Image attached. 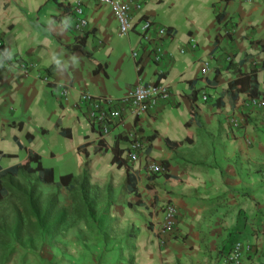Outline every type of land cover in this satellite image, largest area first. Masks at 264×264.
I'll return each instance as SVG.
<instances>
[{
    "label": "crops",
    "instance_id": "obj_1",
    "mask_svg": "<svg viewBox=\"0 0 264 264\" xmlns=\"http://www.w3.org/2000/svg\"><path fill=\"white\" fill-rule=\"evenodd\" d=\"M122 1L131 4L133 26L125 36L108 6L92 0H0V42L11 65L0 70V168L32 152L54 180L84 172L98 188L124 186L137 211L125 212L119 239L108 233L105 246L94 239L85 245L92 236L77 223L47 248L33 250L23 237L0 264H223L235 242L251 246L239 264H264V111L248 104L250 97L264 100V0ZM74 2L87 20L82 35L71 25ZM143 20L153 26L147 46L138 43ZM79 38L89 56L69 50ZM153 42L163 50L158 64L148 50ZM20 60L34 68L17 71ZM205 60L210 71L202 76ZM42 72L49 82L37 77ZM137 77L163 82L169 97L146 113H124L105 136L74 106L82 92L122 97ZM54 85L68 87L67 96L59 99ZM132 135L150 140L128 165ZM115 152L120 166L112 162ZM152 162L164 173L149 175L145 163ZM166 202L177 216L172 232L161 236Z\"/></svg>",
    "mask_w": 264,
    "mask_h": 264
},
{
    "label": "built area",
    "instance_id": "obj_2",
    "mask_svg": "<svg viewBox=\"0 0 264 264\" xmlns=\"http://www.w3.org/2000/svg\"><path fill=\"white\" fill-rule=\"evenodd\" d=\"M95 4L106 5L111 10L117 23V32L119 36H125L132 29L130 7L131 4L122 0H92ZM72 14V29L78 35H82L87 30V20L83 16L82 6L79 2H74L71 6ZM153 29V26L148 20H143L138 33V43L142 46L149 44V33ZM162 35L166 34L164 28H158V31ZM168 33V32H167ZM149 54L153 63L158 64L161 61L163 50L159 43L153 42L149 47ZM181 53V51H180ZM130 56L133 59L137 58L135 51L130 52ZM3 65L11 66L7 62L6 55L3 50V45L0 42V70ZM139 64H137L138 66ZM15 69L22 73H28L34 68L33 63L28 61H18L15 64ZM210 71L209 62L207 60L202 61L200 67V73L202 76H206ZM157 74H162V70H157ZM37 77L43 82H49V75L46 72H42ZM54 92L58 98H64L68 94V87L61 85H54ZM169 97V88L163 82L155 83H143L141 79L137 77L136 83L131 86L126 93L117 99L99 98L88 92H82L79 94L74 106L79 109L85 115L87 121L95 129V131L105 136L109 134L113 124L121 122L124 113H128L133 116L146 113L150 108L158 104L159 102L166 101ZM198 97L202 100H206V95L199 92ZM248 104L264 111V100L257 98H249ZM232 126L237 127V124L233 121ZM147 141L140 137L131 136L126 151L125 161L128 165H132L137 162L140 156L143 155ZM146 172L149 175H160L164 173L165 168L158 163H147ZM177 209L170 203H164L161 209V219L158 223L157 233L161 236L167 235L172 232L176 221ZM163 241H160L162 244ZM250 245L247 243L235 242L230 246L229 251L222 256L223 264H239L242 252H247L250 249Z\"/></svg>",
    "mask_w": 264,
    "mask_h": 264
},
{
    "label": "trees",
    "instance_id": "obj_3",
    "mask_svg": "<svg viewBox=\"0 0 264 264\" xmlns=\"http://www.w3.org/2000/svg\"><path fill=\"white\" fill-rule=\"evenodd\" d=\"M69 50L80 51L83 55L89 56L83 49L82 38L77 39L76 43L69 47ZM138 62H136V66L139 64ZM137 72H140V65L137 66ZM254 90L255 88L252 87L250 93L254 92ZM145 139L150 140V137ZM147 148L148 144L145 146L144 153H146ZM117 156H119V152H115L112 162L120 166L121 163L116 162ZM23 173L26 175L35 174L36 176L34 178L36 183L45 185L55 184L58 187H62L69 194L73 204L75 203L74 214L77 219L84 218L83 210L86 207L84 201L88 194L90 193L92 195L90 198V201H92L96 198V192L99 190L97 186L88 183L84 172L78 177L66 174L54 180L52 170L50 168H43L39 163L38 157L32 152H27L26 158L20 163L6 169L0 168V202L3 198H14L18 202V207L10 204L8 208L12 228L16 235L23 232L24 229H30L32 231H42L49 238H52L58 233L59 228L66 220V211L63 208H55V194H48L44 199H41L36 193L34 182L28 184V187L23 188V191L12 186L10 179L20 177ZM134 181V178L130 174H126L125 183L128 190L136 196ZM141 204L140 200L134 202L135 206ZM128 205L130 207L132 206V204ZM89 208L87 207V211H90ZM1 218L6 217L1 216Z\"/></svg>",
    "mask_w": 264,
    "mask_h": 264
},
{
    "label": "rangeland",
    "instance_id": "obj_4",
    "mask_svg": "<svg viewBox=\"0 0 264 264\" xmlns=\"http://www.w3.org/2000/svg\"><path fill=\"white\" fill-rule=\"evenodd\" d=\"M35 176V174L26 175L23 173L20 177L11 178L10 183L14 188L23 191V188L28 187V184H32L34 182L36 186V193L41 199H44L48 194H55V208H63L66 211V220L53 238H49L42 231H29V229H25L26 233L16 235L13 233L8 208L10 204L18 207V202L14 198H3L0 202L1 261H3L2 258L13 246L23 243V237L29 241V246H32L33 250L41 249L43 247L47 248L50 244H52V242L55 243L57 237H62L67 228H73L77 223L83 224L86 229L85 234L88 232L92 236L83 238L85 240V245L92 246V240L94 239L96 244L100 243L101 246H105L108 233L113 235L112 238L119 239L121 231L119 228V222L125 215V212L128 209L133 213L137 212L133 207L128 205V197L124 186H105L99 188L96 192V198L92 201H90L92 195L90 193L88 194L86 200L84 201V204L86 205L83 210L84 220L77 219L74 214L75 203L73 204L70 200L69 194L62 187H58L55 184L45 185L38 182L36 183L34 178ZM87 207H90V211H87ZM1 216L6 218H1ZM78 235L81 236L82 234L78 233ZM103 253L104 250H101L99 256L97 257L98 261L102 259Z\"/></svg>",
    "mask_w": 264,
    "mask_h": 264
},
{
    "label": "clouds",
    "instance_id": "obj_5",
    "mask_svg": "<svg viewBox=\"0 0 264 264\" xmlns=\"http://www.w3.org/2000/svg\"><path fill=\"white\" fill-rule=\"evenodd\" d=\"M250 98H257V97H250ZM249 99V98H248ZM257 99H261V98H257ZM140 138H142V137H140ZM144 139V138H143ZM144 140H146V139H144ZM147 141V140H146ZM145 164H147V163H145ZM161 165V164H160ZM161 166H163V165H161Z\"/></svg>",
    "mask_w": 264,
    "mask_h": 264
}]
</instances>
